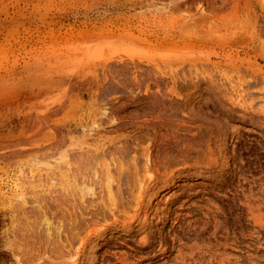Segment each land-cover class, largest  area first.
<instances>
[{
    "label": "rangeland",
    "instance_id": "374dc122",
    "mask_svg": "<svg viewBox=\"0 0 264 264\" xmlns=\"http://www.w3.org/2000/svg\"><path fill=\"white\" fill-rule=\"evenodd\" d=\"M0 264H264V0H0Z\"/></svg>",
    "mask_w": 264,
    "mask_h": 264
},
{
    "label": "bare ground",
    "instance_id": "6f19581e",
    "mask_svg": "<svg viewBox=\"0 0 264 264\" xmlns=\"http://www.w3.org/2000/svg\"><path fill=\"white\" fill-rule=\"evenodd\" d=\"M96 175H97V174H96ZM107 175H108V174H107ZM106 179H107L106 181H109L108 183H110V182L112 181V180H111V177H110V178H106ZM108 185H109V184H108ZM110 186H111V185H110ZM110 188H111V187H110ZM110 196H111V195H110ZM80 200H81V199H80ZM60 214H61V213H60ZM61 216H63V215H61ZM44 217H45V216H44ZM45 220H46V219H45ZM48 223H49V221H48ZM46 224H47V223H46ZM49 224H50V223H49ZM47 225H48V224H47ZM48 226L51 227L50 225H48ZM48 226H46V228L49 229V230H48V232H49V231H50V228H48ZM57 228H58V227H57ZM47 229H46V230H47ZM55 229H56V228H55ZM59 229H60V227H59ZM52 231H53V230H52ZM50 232H51V231H50ZM46 233H47V232H46ZM47 235H49V233H47ZM56 235H58V233H56ZM56 235H55V236H56ZM51 236H52V234L49 236V238H51ZM47 237H48V236H47ZM56 238H57V236H56ZM58 238H59V236H58ZM58 238H57V240H58ZM52 239H53V238H52ZM52 239H51V240H52ZM55 240H56V239H55ZM47 241H48V240H47ZM48 244H49V243H48ZM58 246H59V245H58ZM47 247H48V246H47ZM62 247H63V246H62ZM64 247H65V246H64ZM56 249H57V248H56ZM61 250H62V249H61ZM44 253H45V252H44ZM40 258H41V257H40Z\"/></svg>",
    "mask_w": 264,
    "mask_h": 264
}]
</instances>
